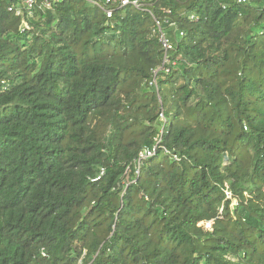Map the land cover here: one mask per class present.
<instances>
[{
  "label": "trees",
  "instance_id": "16d2710c",
  "mask_svg": "<svg viewBox=\"0 0 264 264\" xmlns=\"http://www.w3.org/2000/svg\"><path fill=\"white\" fill-rule=\"evenodd\" d=\"M21 1L0 0V264H264V0Z\"/></svg>",
  "mask_w": 264,
  "mask_h": 264
},
{
  "label": "built area",
  "instance_id": "2783aa9c",
  "mask_svg": "<svg viewBox=\"0 0 264 264\" xmlns=\"http://www.w3.org/2000/svg\"><path fill=\"white\" fill-rule=\"evenodd\" d=\"M60 2H64L66 0H59ZM92 5L96 6L101 12H103L107 19H112L116 10H120L127 6H132L135 9H147L149 4V0H104L103 2L99 3L96 1L88 0ZM238 4H245L246 0H237ZM52 8L51 0H22L16 4H11L8 6L7 11L9 13L14 14L16 17H20L25 13V18L28 19L32 16L35 10L39 9L42 11L50 10ZM167 22V21H166ZM26 22H24L23 26L26 27ZM155 25L159 31V43L161 45V49L163 51V60L160 67L153 71V78L151 79L149 86L150 87H157L156 77L159 71H164L166 74L169 73L170 69V59L169 53L173 51L174 46L171 41L166 37V35L161 31V23L155 20ZM180 36L182 34L180 33ZM174 65V63H172ZM159 120L162 122H166L163 113H160ZM155 153V148L151 151H144L140 154V161L143 159L151 158ZM174 160H177V157H174ZM236 204V203H234Z\"/></svg>",
  "mask_w": 264,
  "mask_h": 264
}]
</instances>
